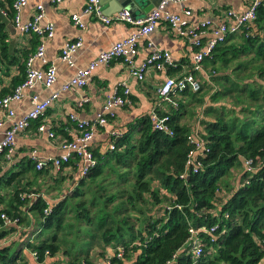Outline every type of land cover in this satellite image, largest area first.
I'll return each mask as SVG.
<instances>
[{"label": "trees", "instance_id": "obj_1", "mask_svg": "<svg viewBox=\"0 0 264 264\" xmlns=\"http://www.w3.org/2000/svg\"><path fill=\"white\" fill-rule=\"evenodd\" d=\"M11 3L6 8L10 16ZM26 52L20 50L22 61L8 53L0 21V61L15 65L18 73L10 89H0V97L23 80ZM201 64L210 74L198 91L173 88L167 108L155 109L171 135L153 129L148 115L141 116L135 127L91 151L94 162L83 175L75 158L58 169L49 164L35 169L27 158L25 170L32 173L15 184L0 214L16 225L24 223L27 217L17 206L28 204L27 196L33 195L28 208L35 214L34 228L29 236L20 233L26 240L3 241L13 229L3 227L0 217V264H50L53 259L52 264H264L263 4L251 22L214 46ZM200 90L203 95L195 96ZM205 97V104L190 109V101L201 105ZM193 115L197 127L181 122ZM70 126L68 121L52 130L68 140ZM193 131L205 142L196 166L187 158ZM66 166L75 178L48 204L46 194L55 188L41 189L39 179L65 181L61 172ZM13 243L18 248L12 252Z\"/></svg>", "mask_w": 264, "mask_h": 264}, {"label": "crops", "instance_id": "obj_2", "mask_svg": "<svg viewBox=\"0 0 264 264\" xmlns=\"http://www.w3.org/2000/svg\"><path fill=\"white\" fill-rule=\"evenodd\" d=\"M11 1L12 0H0V21L2 22L5 40L8 45V53L10 55H16L18 61H22L20 50H26L27 57L33 54L37 43L41 41L44 47L43 55L41 58H34L32 68L41 70L52 65L55 69V79L49 87H44L40 83H35L30 88L23 90L20 100L11 103V107L16 116L25 113L30 108V100L32 97L43 100L49 98L52 94H56V98L50 101V104L40 116L43 122L50 124L52 128L54 126L67 124L69 116H72L75 120L90 121L100 112L103 100L106 96L117 92L124 84L127 87L128 102L123 107L116 108L113 111V117L110 118L104 126L99 127L95 131L88 144V148L91 151L101 150L109 142L111 137H115V134L127 131L130 126L135 127L137 124L136 120L141 116L149 115L151 110L155 108H167L165 105L167 102L160 101L157 98L155 94L156 88L161 85L166 76L179 74L189 66L191 52L188 39L177 36L173 29L163 21H159L147 36L137 41V53L134 58V64L137 65L140 61H143L150 53L151 49H159L167 51L169 55V63L165 68L155 70L149 67L145 71L143 79L138 81L127 74V69L121 60L114 59L105 65L96 66L92 70L90 78L84 86L60 90L62 84L73 77L78 69L85 68L87 63L94 56L109 48L113 42L126 37L134 27L126 22L119 21H112L109 24H104L91 15H83L81 12L85 0H62L60 2H54L53 0H27L21 7L17 24H15L6 10ZM249 1L250 0H179L166 4L165 10L170 14L179 15L181 18L185 19L187 24H195L202 20H206L210 25H218L227 11L235 15L240 14L247 8ZM262 4L264 6V0H262ZM37 5L40 6L42 14L38 21V26L41 29L45 26H50L51 34L50 36L42 37L34 32H30L36 35L34 43H31V34L21 33L19 27L30 21L33 14L36 13L35 8ZM184 10H189L188 16L183 15ZM101 12L103 14L102 10ZM72 14L79 15L83 23L81 29L72 23L70 18ZM144 14L145 13H138L135 17H132H141ZM104 15L109 16L106 14ZM201 37L204 39L207 36L201 35ZM75 40H79L80 45L71 54V63L68 65L66 62L60 60L58 56L62 46L66 42ZM147 44H149V47ZM6 64L5 60L0 61V89H10L11 77L18 76L16 66H9ZM5 68L8 70L7 72H4ZM203 68L204 71L208 70V67L203 66ZM174 69H176V71H173ZM5 73H7V75H5ZM195 76L200 80L202 79L199 74H195ZM206 102L205 97L202 99V104L196 106L194 110H196V108L198 109ZM198 116H201V114ZM2 120H4V118L0 113V122ZM33 122H31L26 129L15 133L12 161L7 164L4 162L3 157L2 159L0 157V208L5 209V207H8L10 191L17 183L15 175L18 172H28L26 178L31 175L29 174V170H25V163L31 152H34L36 160L41 162H47L62 153L58 148V144L62 140L63 135L55 131L54 138H49L45 131H37L36 126L38 123L34 126ZM181 122H185L189 125H192V122L195 124L194 115L190 118L185 117L184 121L181 120ZM9 126L10 122L4 120L3 124L0 126V139ZM9 173H15V175L12 179H7V181L4 182V179ZM61 173L68 177L65 179V187H68V184H71V181L75 178L76 172H72L69 167H64ZM69 178L70 180H68ZM24 180L25 179L22 181ZM39 184H42L40 179ZM41 189L43 188L41 187ZM27 197V199H29V204L35 196L28 195ZM55 197L56 196L48 199V195H46L45 198L48 204H51L50 202H52ZM28 204L17 206L22 214L27 217V223L25 226L21 225L20 227L19 225V228H16V225L9 226L13 231L10 232L12 236H9L10 238L8 239L24 240L26 235L29 236L32 232L34 228L33 217H35V214L29 211ZM22 232H26V235L20 234ZM25 252L26 256L29 255L28 251ZM28 259L31 262L29 257Z\"/></svg>", "mask_w": 264, "mask_h": 264}, {"label": "built area", "instance_id": "obj_3", "mask_svg": "<svg viewBox=\"0 0 264 264\" xmlns=\"http://www.w3.org/2000/svg\"><path fill=\"white\" fill-rule=\"evenodd\" d=\"M26 1L27 0H13L11 3L13 10L11 20L15 24H17L18 21L19 11ZM53 1L60 2L62 0ZM177 1L179 0H157L152 8L143 16L133 18L130 12L125 8H122L112 15L105 16L101 12L98 0H85L81 12L83 15H91L104 24H109L112 21L126 22L132 25L134 29L131 30L126 37L113 42L109 48L99 52L87 63L85 68L78 69L73 77L62 84L60 90L84 86L89 80L92 70L96 66L105 65L114 59L121 60L127 69V74L138 81L143 79L145 71L149 67L155 70L165 68L169 63V55L167 51L159 49H151L150 53L143 61H140L137 65L134 64V58L137 53V41L147 36L159 21H163L174 30L177 36L188 39L191 59L186 70L174 76H166L161 85L156 88L155 94L160 101L168 102L169 94L173 88H183L187 86L190 90L197 91L199 89L200 79L196 77L195 74H199L205 80H208L210 74L208 70H206L207 72L204 71L203 65L201 64L202 58L229 34L239 32L243 25L251 22L255 18L256 8L262 4V0H250L247 8L242 13L235 15L227 11L218 25H210L206 20H202L195 24H187L185 19L181 18L179 15L168 13L165 10L166 4ZM35 9L36 13L33 14L30 21L19 27L20 32L24 34L34 32L42 37L50 36V26H45L43 29L38 26V21L42 16L40 6L37 5ZM183 15L188 16L189 10H184ZM70 18L76 27L80 29L83 27L79 15L72 14ZM201 35H206L207 37L202 39ZM79 45V40L66 42L62 46L58 58L70 65L71 54ZM147 46L149 47V44H147ZM43 49V43L41 41L38 42L33 54L27 56L23 62V80L15 85L10 93L0 97V113L5 121L10 122V126L0 139V153H2L3 160L7 164L12 161L15 133L26 129L32 121L38 120L39 123L36 126L37 131H45L49 138H54L55 136L50 124L43 122L40 116L50 104V101L56 98V94H52L49 98L43 100L32 97L30 100V108L19 116L15 115L11 107L12 102L20 100L24 89L30 88L35 83H40L44 87H49L53 83L55 79V69L52 65L41 70L32 68L34 58H41ZM119 92L120 93L117 91L106 96L103 100L100 112L90 121L75 120L72 116H69L68 121L70 122L71 128L66 127L65 130H69L68 132L71 138L68 140L62 138L59 142L58 148L62 153L47 162H41L36 160L34 152H31L29 154V159L35 162L34 168L39 169L49 164L54 169H58L62 164L75 158L79 173L83 175L86 168L94 162L92 152L88 148L92 135L99 127L104 126L107 121L113 117V111L116 108L123 107L128 102V89L125 84L120 88ZM155 109L151 110L148 115L152 128L164 132L167 135H171L170 129L164 123V118L159 117ZM4 120L0 122V126L3 124ZM195 126L197 127V123H195ZM119 134L120 133H117L115 136ZM188 138L193 144V148L187 156L188 162L192 164L195 163L194 165L196 166L198 165L196 158L202 154L205 142L202 138L198 137L196 131L190 132ZM109 147L112 148V145L110 144ZM244 166L246 170H250L248 161H244ZM0 217L3 221V227L16 225V220H10L3 214H0ZM16 228H19L18 225H16ZM189 231L191 234H194V230L189 229ZM209 231H212V228H209ZM1 240L4 241L5 239ZM199 254L200 248L195 246L193 248V256L197 257ZM30 255L33 257L32 252Z\"/></svg>", "mask_w": 264, "mask_h": 264}, {"label": "water", "instance_id": "obj_4", "mask_svg": "<svg viewBox=\"0 0 264 264\" xmlns=\"http://www.w3.org/2000/svg\"><path fill=\"white\" fill-rule=\"evenodd\" d=\"M157 0H98L99 7L103 14L109 15L122 8L127 9L131 16L135 17L138 13H146Z\"/></svg>", "mask_w": 264, "mask_h": 264}, {"label": "rangeland", "instance_id": "obj_5", "mask_svg": "<svg viewBox=\"0 0 264 264\" xmlns=\"http://www.w3.org/2000/svg\"><path fill=\"white\" fill-rule=\"evenodd\" d=\"M203 79V78H202ZM201 79V80H202ZM201 80H200V82H201ZM204 87V86H203ZM202 87V88H203ZM208 88H206V90H207ZM198 91V90H197ZM203 94H202V92H201V90L199 91V92H197L196 94H195V96H197V97H201ZM197 103V102H196ZM190 109H192V111L194 110V108H195V106H198V104H194L193 102H191L190 101ZM185 117V116H184ZM191 116H187V118H190ZM32 172L31 171H29V174H31ZM28 176V172H18L16 175H15V179H16V182H18V181H22L23 179H26V177ZM227 183L230 185L231 183H232V180L233 179H231V177L230 178H227ZM4 184V183H3ZM39 186H41L43 189H46V187L47 186H54V188L55 189H52L51 190V194H50V196H48V199L50 198V197H54V196H57L59 193H61V191L63 190V188H65V181H59V182H57V183H53V181H51L49 178H44V176H42V184H39ZM46 195H48V194H46ZM50 203H52V202H50ZM25 221H26V218L24 219V223H20V224H18V225H20V227H21V225L22 226H25ZM11 228V227H10ZM10 228L8 229V230H10ZM7 236H5V238H3V239H5V240H7L8 238H10L11 236H12V233H8V234H6ZM10 236V237H9ZM17 248H18V243H13L12 245H11V248H10V251H15V250H17ZM55 259H53V260H51L50 262H48V263H50V264H52V261H54ZM58 262L56 263H53V264H61L60 262L62 261H60V260H57ZM63 262V261H62ZM65 262L66 261H64L63 263L65 264Z\"/></svg>", "mask_w": 264, "mask_h": 264}]
</instances>
